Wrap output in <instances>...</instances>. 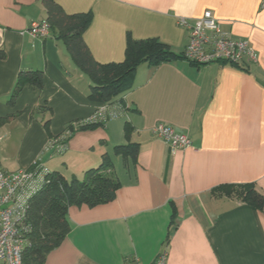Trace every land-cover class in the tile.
Listing matches in <instances>:
<instances>
[{"label":"crops","instance_id":"crops-1","mask_svg":"<svg viewBox=\"0 0 264 264\" xmlns=\"http://www.w3.org/2000/svg\"><path fill=\"white\" fill-rule=\"evenodd\" d=\"M57 1L70 15L91 12L83 37L101 63L123 61L128 38H158L183 55L188 30L178 20L205 11L248 40L258 63L143 64L113 118L115 106L89 99L91 83L58 31L46 39L27 32L47 19L41 0H0V119L11 117L0 124L2 169L24 172L41 163L81 180L107 155L120 182L109 203L69 206L70 231L44 264H152L163 252L166 264H264V210L214 193L254 184L264 195V0ZM22 71H42L43 87L26 84L10 103ZM104 110L103 126L79 129ZM158 124L187 134L192 147L173 152L153 134ZM55 139L63 140V152L48 146ZM129 141L138 144L135 158L115 151Z\"/></svg>","mask_w":264,"mask_h":264},{"label":"trees","instance_id":"trees-1","mask_svg":"<svg viewBox=\"0 0 264 264\" xmlns=\"http://www.w3.org/2000/svg\"><path fill=\"white\" fill-rule=\"evenodd\" d=\"M45 7L47 20L52 29L58 31L63 39L68 54L78 69L91 83L89 99L109 107L121 110V96L133 86L138 68L143 64L157 67L183 55L176 54L167 43L158 38L135 40L128 38L125 58L121 62H98L84 41V34L91 25L92 14H67L57 0H41ZM0 50V59L4 58ZM44 73L42 71H22L18 77L10 103H14L24 85L31 84L42 88ZM111 109V108H110ZM11 117L0 119V124L9 121ZM102 120L89 123H77L79 129H92L103 126ZM47 126V124H46ZM132 127L126 123L125 134L129 140ZM74 125L67 128L73 132ZM138 144L127 142L115 147V151L124 157L135 158ZM110 157L105 155L101 165L91 168L84 174L83 179L67 180L57 172H51L50 182L34 196L28 208L29 242L25 250L22 264H44L49 252L57 248L68 235L70 225L68 221L69 206L86 205L90 208L109 203L116 198L120 182L113 173ZM214 193L226 197H236L246 205L259 211L264 210V195L259 193L254 184L223 185ZM175 210L173 216L175 217Z\"/></svg>","mask_w":264,"mask_h":264},{"label":"built area","instance_id":"built-area-1","mask_svg":"<svg viewBox=\"0 0 264 264\" xmlns=\"http://www.w3.org/2000/svg\"><path fill=\"white\" fill-rule=\"evenodd\" d=\"M178 25L188 30V43L183 57L191 65L204 66L214 63L243 66L257 64L258 57L248 40L233 37L223 30L211 11L196 19L180 18ZM52 27L49 21L32 22L27 32L34 38H48ZM108 108H111L107 105ZM121 109V108H120ZM110 111L109 117H118L120 110ZM107 111L97 112L92 120H104ZM153 134L166 142L170 149L184 150L192 147V139L164 124H158ZM63 141V140H62ZM55 139L48 145L57 152H63L65 145ZM51 171L41 163H35L30 170L6 172L0 165V264H22L29 242L28 211L37 192L50 182ZM167 252L159 254L152 264H166ZM128 264H138L136 258Z\"/></svg>","mask_w":264,"mask_h":264}]
</instances>
